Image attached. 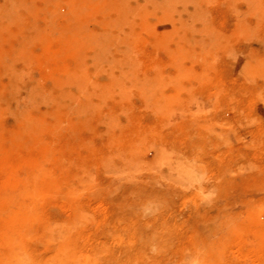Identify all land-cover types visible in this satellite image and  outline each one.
Masks as SVG:
<instances>
[{
	"label": "rangeland",
	"instance_id": "1",
	"mask_svg": "<svg viewBox=\"0 0 264 264\" xmlns=\"http://www.w3.org/2000/svg\"><path fill=\"white\" fill-rule=\"evenodd\" d=\"M203 263L264 264V0H0V264Z\"/></svg>",
	"mask_w": 264,
	"mask_h": 264
},
{
	"label": "bare ground",
	"instance_id": "2",
	"mask_svg": "<svg viewBox=\"0 0 264 264\" xmlns=\"http://www.w3.org/2000/svg\"><path fill=\"white\" fill-rule=\"evenodd\" d=\"M176 28H178V27H176ZM174 30H175V29H174ZM178 30H179V28H178ZM179 31H181V30H179ZM171 33L174 35L175 31L172 32V30H171ZM176 33H178V32H176ZM170 36H171V35H170ZM167 38H168V37H167ZM170 39H172V37H171V38L169 37V40H170ZM173 39H174V38H173ZM182 47H183V46H182ZM179 49H181V48H179ZM100 50H101V49H100ZM105 50H106V49H105ZM183 50H184V49H183ZM183 50H182V51H183ZM102 52H103V51H102ZM107 52H108V51H107ZM97 54H98V52H97ZM106 54H107V53L105 52V55H106ZM183 54L186 55L185 51H184ZM96 56H97V55H96ZM96 56H95V57H96ZM177 57H178V56H177ZM99 58L103 59V57H101V56H99ZM181 58H182V57H181ZM97 59H98V57H97ZM105 60H106V59H105ZM107 60H108V59H107ZM181 68H183V67L181 66ZM181 68H180V69H181ZM183 69H184V68H183ZM187 70H188V69H186V70H184V71H187ZM182 71H183V70H182ZM187 72L189 73V70H188ZM182 73H183V72H182ZM189 74H190V73H189ZM189 74H188V75L186 74V75L189 76ZM129 75L131 76V73H129ZM181 75H182V74H181ZM186 75H185V76H186ZM133 77H134V76H133ZM181 77H182V76H181ZM131 79H132V78H131ZM161 79H162V78H161ZM163 79H164V78H163ZM169 79H170V78H169ZM172 79H173V78H172ZM135 80H137V79H135ZM173 80H174V79H173ZM173 80H172V81H173ZM181 81H182V80H181ZM143 83L146 84V81L144 82V80H143ZM147 83H149V82L147 81ZM155 84H156V83H155ZM170 84H171V83H170ZM179 85H180V84H179ZM179 85H178V86H179ZM154 86H155V85H154ZM189 86H190V85H189ZM182 87H183V86H182ZM180 92H181V91H180ZM173 93H174V92H173ZM171 95H172V94H171ZM154 96H155V94H154ZM175 97H176V96H175ZM152 98H154V97H153V94H152ZM170 98H171V97H170ZM172 98H173V97H172ZM182 99H183V98H182ZM151 101H152V100H151ZM154 101H155V100H154ZM172 101H173V100H172ZM159 104H160V103H159ZM169 104H170V103H169ZM167 105H168V104H167ZM160 106L163 107L164 105L161 104ZM162 107H161V109H162ZM165 107H166V105H165ZM165 107H163V108H165ZM169 107L171 108L172 106H169ZM159 110H160V109H159ZM164 110H165V109H164ZM165 111H166V110H165ZM164 113H166V112H164ZM160 114H161V113H160ZM163 155H164V153H163ZM165 156H166V155H165ZM161 157H162V156H161ZM158 159H159V158H158ZM166 159H167V158H166ZM170 160H171V159H170ZM167 161H168V160H167ZM179 162H180V161H179ZM180 163H181V162H180ZM191 163L193 164V162H190V163H189V166L192 165ZM195 163H196V162H195ZM195 163H194V164H195ZM181 164H182V163H181ZM181 164H179V165H180L179 169H180L181 166H182ZM190 164H191V165H190ZM194 164H193V165H194ZM183 165H184V164H183ZM193 165H192V166H193ZM184 166L187 168L186 165H184ZM189 166H188V167H189ZM186 168H185V169H186ZM199 168H200V167H199ZM182 169H184L183 166H182ZM190 169H191V168H190ZM190 169H188V171H189ZM193 169H194V168H192L191 170H193ZM180 170H181V169H180ZM198 170H199V169H198ZM185 172H187V171H185ZM194 172H195V171H194ZM196 172H197V170H196ZM188 173L190 174V172H188ZM192 173H193V172H192ZM192 173H191V174H192ZM193 175H194V173H193ZM193 175H192V176H193ZM182 176H184V175H182ZM187 176H188V175H187ZM190 177H191V176H190ZM190 177H188V178H190ZM192 179H194V178H192ZM190 180H191V179H190ZM193 181H195V180H193ZM206 262H207V261H206ZM203 264H204V263H203Z\"/></svg>",
	"mask_w": 264,
	"mask_h": 264
}]
</instances>
